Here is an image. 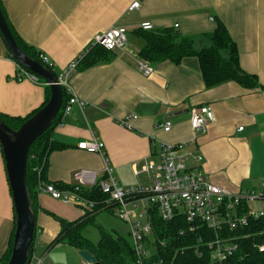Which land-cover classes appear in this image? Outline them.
Segmentation results:
<instances>
[{
  "label": "crops",
  "instance_id": "1",
  "mask_svg": "<svg viewBox=\"0 0 264 264\" xmlns=\"http://www.w3.org/2000/svg\"><path fill=\"white\" fill-rule=\"evenodd\" d=\"M137 1L140 8L129 11ZM0 2L14 31L45 54L58 75L92 47L95 36L112 28L128 31L125 50L111 52L107 61L78 68L67 77L85 109L74 106L53 128L51 138L65 148L49 156L48 183L77 187L75 177L80 171L94 172L97 181L103 180L102 157L78 148L96 138L104 145L114 179L124 188L150 184L143 169L147 163L160 164L163 145L177 147L187 160L186 167L200 166L213 184L232 194L264 185V0ZM216 19L225 24L236 43L241 68L256 76L261 88L247 91L232 82L206 88L196 58H186L180 65H156L150 77L139 72L137 62L145 45L137 34L141 24L151 23L154 31L177 25L178 31L193 37L196 49L201 50L210 45L207 36L216 29ZM18 68L0 35V113L25 118L43 105L46 87L29 79L18 81ZM201 107H211L214 121L204 135L195 137L190 111ZM132 114L138 117L131 120L132 129L122 127L119 122ZM166 120L173 124L169 133L161 127ZM195 157L202 158L200 164ZM37 204L34 250H40L39 257L44 263L49 260L47 264H87L79 250L66 243L48 249L63 229L56 218L67 222L80 219L85 212L82 204L64 205L41 188ZM14 212L0 145V260L9 247ZM104 214L113 216L106 211L97 219ZM58 247L75 258L68 261L70 256H54Z\"/></svg>",
  "mask_w": 264,
  "mask_h": 264
},
{
  "label": "trees",
  "instance_id": "2",
  "mask_svg": "<svg viewBox=\"0 0 264 264\" xmlns=\"http://www.w3.org/2000/svg\"><path fill=\"white\" fill-rule=\"evenodd\" d=\"M0 7L18 47L27 56L42 64L39 59L40 53L25 43L8 22L1 2ZM215 21L217 23L216 29L207 36L210 45L201 50L196 49V42L193 37L183 36L176 27L157 31L140 29L137 34L145 42L140 53L141 61L155 67L165 63L180 65L186 58H196L206 88L229 82L236 83L247 91L261 88L258 78L248 74L241 68L237 45L231 38L225 24L219 19ZM3 41L5 42L4 39ZM110 53L100 46H93L88 49L80 60L77 69L90 68L100 62L107 61ZM8 56L13 59L9 49ZM18 67V73H21L22 70L29 73V70L22 66L18 65ZM49 69L58 79L59 75L55 69ZM39 83L44 84L46 87V99L39 109L25 118L10 117L0 113V118L12 130H18L49 102L51 95L49 86L41 78H39ZM63 93L64 101L57 118L50 129L32 145L28 155L26 184L35 214L39 210L37 204L38 188L42 189L45 184H53L46 181L49 156L51 153L65 148L63 144L55 142L51 138L53 128L63 118L64 106L68 100V92L64 88ZM53 185L60 191L74 193L79 198L92 202L93 208L86 210L83 216L74 222L56 218L63 225V229L48 249L59 243H66L79 251L90 252L99 264H218L211 260L212 251L208 247V240L212 239V235L205 225L200 222L194 224L187 222L182 216H176L170 222H163L156 212L151 214L154 230L153 235L147 241L149 245L155 248V254L149 258L143 256L140 261L131 240L128 241L114 231H104L101 226L97 225V217L100 213L107 211L115 216L117 211L116 205L109 202L107 196L101 193L98 185L89 188L77 186L80 188L78 191H76V186H68L62 183ZM15 223L16 214L14 212L13 233L8 250L0 260V264H8L9 262L13 247ZM89 226H94L101 232L100 241L96 246L84 235L86 228ZM233 236L238 237L239 249L235 256L224 264H264V218L249 221L248 227H244L235 234L233 233ZM35 240L36 228L34 241L29 252L28 264L31 263L34 256ZM260 248H263V251H260Z\"/></svg>",
  "mask_w": 264,
  "mask_h": 264
},
{
  "label": "built area",
  "instance_id": "3",
  "mask_svg": "<svg viewBox=\"0 0 264 264\" xmlns=\"http://www.w3.org/2000/svg\"><path fill=\"white\" fill-rule=\"evenodd\" d=\"M140 8L137 1L129 7V11ZM178 28V26H175ZM144 31L153 30L151 23L140 25ZM128 31L124 28H112L109 31L97 35L92 41L93 46H100L109 52L125 50L128 46ZM83 53L75 60L67 70L59 75L58 81L62 88L68 92V100L64 106L63 116L69 115L74 106L82 111L85 103L72 91L67 77L77 69L78 63L87 53ZM39 59L42 65L50 70L54 68L49 58L40 53ZM137 68L145 77L154 74V68L139 60ZM29 79L39 83V77L30 71L18 73L17 80ZM136 115H129L122 119L119 124L127 129H132L131 120H137ZM214 121L211 107L195 108L190 111V125L195 137L204 135L207 128ZM165 133H169L173 124L166 120L161 125ZM242 129H239L241 132ZM78 148L89 154L102 157L104 162L105 178L97 181L96 175L91 171H80L75 181L79 187L86 184L99 186L102 194L107 196L110 203L116 205V217L128 225L131 244L141 261L144 256L143 245L153 235L151 221L152 212L163 222H170L176 216H182L187 222H200L208 228L212 239L208 241V247L212 251L211 260L218 264H224L235 256L239 249L238 237L233 233L248 227L249 221L264 218V210H257L254 206L256 201H264V185L251 191H241L232 194L225 189L213 184L202 172L200 166L194 168L186 167V159L178 152L177 147L163 145L159 152L160 164L147 163L143 171L150 179L149 185H137L124 188L113 177V168L106 158L103 143L93 138L90 142L78 145ZM198 164L201 157H195ZM77 187L76 191L80 188ZM42 190L52 199L60 201L64 205H76L81 203L84 211L93 208V203L83 200L71 192H63L55 188L53 184H45ZM140 206L142 212H139ZM131 208V210H129ZM136 220V221H133ZM145 222L142 223L141 221ZM263 251V248H260ZM30 264H45L43 258L33 256Z\"/></svg>",
  "mask_w": 264,
  "mask_h": 264
},
{
  "label": "water",
  "instance_id": "4",
  "mask_svg": "<svg viewBox=\"0 0 264 264\" xmlns=\"http://www.w3.org/2000/svg\"><path fill=\"white\" fill-rule=\"evenodd\" d=\"M0 33L15 62L41 78L50 88L46 106L27 120L18 130H12L0 118V145L16 214L13 247L8 264H28L34 241L36 214L26 184L27 160L32 145L45 134L57 118L64 101L63 88L56 76L18 47L0 7ZM87 264H99L88 251H79Z\"/></svg>",
  "mask_w": 264,
  "mask_h": 264
},
{
  "label": "rangeland",
  "instance_id": "5",
  "mask_svg": "<svg viewBox=\"0 0 264 264\" xmlns=\"http://www.w3.org/2000/svg\"><path fill=\"white\" fill-rule=\"evenodd\" d=\"M254 206L257 210H260V211L264 210V201H256L254 203ZM129 210H131V208H129ZM139 212H142L141 206H140ZM133 221H136V220L133 219ZM141 222L144 223L145 221L142 220ZM97 225L101 226L104 229V231H107V232L115 231L118 235H120V236L124 237L125 239H127L128 241H130L129 234H128L129 233L128 225L125 224L124 222L120 221L114 215L113 216L106 215V214L102 215V217H99L97 219ZM84 234L90 240V242L93 243L95 246L99 243L100 238H101V232L98 228H96L94 226H89L86 228ZM150 242H151V240H150ZM60 249L61 248L58 247L53 252V255L55 256L56 254L60 253V258H63L64 255L67 257L70 256L69 258H67L68 261H71L75 258L67 250L62 252L63 250H60ZM143 251H144V257L145 258L152 257L155 254V248L153 246L149 245L147 242H145L143 245ZM40 255H41V252L39 249L34 252L35 258H40L39 257ZM48 255H49V253H48ZM48 262H50V261L49 260L45 261L46 264Z\"/></svg>",
  "mask_w": 264,
  "mask_h": 264
}]
</instances>
